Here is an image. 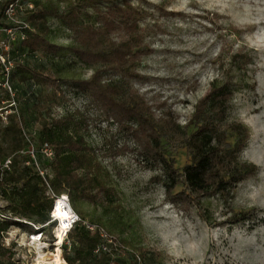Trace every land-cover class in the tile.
I'll return each instance as SVG.
<instances>
[{
    "label": "rangeland",
    "instance_id": "rangeland-1",
    "mask_svg": "<svg viewBox=\"0 0 264 264\" xmlns=\"http://www.w3.org/2000/svg\"><path fill=\"white\" fill-rule=\"evenodd\" d=\"M27 1L37 10L56 7L60 11L74 2ZM132 2L144 12L141 26L147 29L152 50L143 57L141 76L131 79V85L157 114L171 110L184 125L213 84L231 77L235 93L228 120L249 129L250 138L241 158L257 170L236 186L231 197L210 195L198 202L184 197L179 204L171 202L163 171L141 163L133 138L116 122L100 115L91 99L71 86L74 79H87L94 70L73 54L72 32L50 16L48 39L62 48L43 57L39 53L24 54L16 46L17 55L21 63L44 65L63 79L62 94L66 98L52 105L51 116L61 117L76 110L86 114V141L103 165L104 182L116 191L112 203L94 205L83 199L73 202L69 197L71 205L85 220L104 225L126 247L115 254L112 264H129L130 253L138 254L142 264H264V0ZM87 11L94 15L93 8ZM236 54L238 63L232 60ZM15 84L20 105L27 107L32 97L29 85L17 80ZM35 118L29 117V136L39 131ZM234 140L231 136L230 141ZM127 145L134 151L120 150ZM168 154L179 169L190 162L184 147L170 148ZM43 160L49 165L47 159ZM182 191L180 185L176 195ZM6 205L0 200V207ZM239 212L249 213L248 218L236 221ZM56 222L43 234L12 227L5 233V244L12 248L15 259L25 264L50 262L58 247ZM65 243H69L67 237Z\"/></svg>",
    "mask_w": 264,
    "mask_h": 264
},
{
    "label": "trees",
    "instance_id": "trees-1",
    "mask_svg": "<svg viewBox=\"0 0 264 264\" xmlns=\"http://www.w3.org/2000/svg\"><path fill=\"white\" fill-rule=\"evenodd\" d=\"M89 8H93V16L87 11ZM28 14L31 29L18 46L20 52L43 57L57 53L62 46L48 39V17L59 19L72 32L73 54L94 70L87 79H74L71 86L90 98L100 115L116 122L133 138L141 163L163 171L171 202L179 204L184 197L197 202L210 195L231 197L236 186L256 172L254 164L241 158L250 138L249 129L241 122L228 120L235 93L231 77L213 84L184 125L171 110L157 114L139 89L131 85V79L141 76L143 57L152 50L147 29L141 26L144 12L132 0H74L64 11L56 7L37 10L34 6ZM237 57L238 54L232 57L233 62ZM1 75L0 69V200L7 205L0 207V264H25L16 260L12 248L5 244V233L17 227L43 234L57 223L51 216L55 199L49 188L56 195L67 194L73 202L83 199L94 205L112 203L116 191L104 182L103 165L86 141V114L76 110L61 117L51 116L52 105L66 98L62 94L63 79L48 72L44 65L17 62L11 76L14 93L18 92L17 80L29 85L32 96L31 104L24 107L16 93L12 96L1 85ZM12 102L15 104L10 105ZM30 116L39 123V131L33 136L26 130ZM231 136L235 137L234 142L230 141ZM46 142L54 149L52 159L40 152ZM31 145L39 151L38 161L47 172L45 176L28 153ZM181 147L186 149L190 162L179 169L168 152ZM120 150L134 151L128 145ZM180 185L183 191L177 196ZM248 216L249 213L239 212L235 220H246ZM67 238L69 243L62 245L67 263L112 264L115 255L94 253L100 236L82 222L68 232ZM130 255L129 264H138L139 255Z\"/></svg>",
    "mask_w": 264,
    "mask_h": 264
},
{
    "label": "built area",
    "instance_id": "built-area-1",
    "mask_svg": "<svg viewBox=\"0 0 264 264\" xmlns=\"http://www.w3.org/2000/svg\"><path fill=\"white\" fill-rule=\"evenodd\" d=\"M32 9H34V5L27 0H0L1 85L8 89L12 96H14L15 93L11 82V76L17 62L22 60L21 56L17 55L19 52L18 49H16V46H19L27 38V33L31 29V25L26 18V14ZM14 104L15 102H12L10 105ZM38 152V149L34 145H31L28 150L32 161L36 164L40 173L45 176L47 172L42 168L38 161ZM40 152L48 159H52L55 154L54 149L47 142L41 146ZM9 162L10 161H7V164ZM49 193L55 199L54 208L56 207L55 203L59 201L60 198H65L68 203H71L67 194L56 195L51 188H49ZM53 213L54 211L51 213L52 218L59 223V220L53 216ZM79 222H82L92 233L96 232L99 234L100 242L94 250L95 254L100 255L102 253H108L114 256L116 253L123 251L126 248L119 241L117 236L109 231L104 225L82 219L80 214L75 210L71 213V216L67 220L65 238L67 237L68 232ZM137 263L142 264L139 256L137 258Z\"/></svg>",
    "mask_w": 264,
    "mask_h": 264
},
{
    "label": "bare ground",
    "instance_id": "bare-ground-1",
    "mask_svg": "<svg viewBox=\"0 0 264 264\" xmlns=\"http://www.w3.org/2000/svg\"><path fill=\"white\" fill-rule=\"evenodd\" d=\"M55 208L53 209V216L59 220L57 226V249L54 253V259L50 262L39 261L38 264H67L66 260L62 256L61 245L64 243L65 235L67 231V220L71 216V213L74 211L71 203H68L65 198H60L59 201L55 203Z\"/></svg>",
    "mask_w": 264,
    "mask_h": 264
}]
</instances>
